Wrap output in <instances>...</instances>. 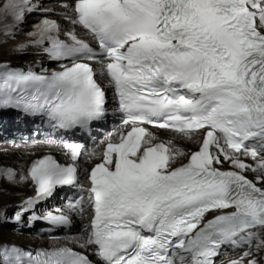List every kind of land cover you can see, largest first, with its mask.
<instances>
[{
	"label": "snow or ice",
	"instance_id": "1",
	"mask_svg": "<svg viewBox=\"0 0 264 264\" xmlns=\"http://www.w3.org/2000/svg\"><path fill=\"white\" fill-rule=\"evenodd\" d=\"M58 7L0 0L5 40L43 17L13 50L57 64L0 61V111L50 129L23 141L47 148L26 172L0 168L34 189L0 205V227L41 221L50 243L25 249L0 232V264H264V0ZM109 114L119 123L98 144L73 138ZM64 187L75 195L63 207L41 208ZM74 216L87 221L78 231Z\"/></svg>",
	"mask_w": 264,
	"mask_h": 264
},
{
	"label": "bare ground",
	"instance_id": "2",
	"mask_svg": "<svg viewBox=\"0 0 264 264\" xmlns=\"http://www.w3.org/2000/svg\"><path fill=\"white\" fill-rule=\"evenodd\" d=\"M37 2H42L45 7H54L56 11H62L61 8L58 7L60 0H37ZM34 15V14H32ZM42 16H29L27 20L29 22L34 23L35 25L39 23L42 19ZM49 19H57L65 30H68L71 26L70 24L63 20L62 17L50 15ZM29 25V24H28ZM28 25L26 28H28ZM32 30H33V26ZM27 31L21 40H17L15 38L5 40L2 34H0V61H10L13 63L23 64L26 62H33L36 58H41L33 55L35 49L29 48L26 54L20 55L13 50V45L17 42H23L27 38V34L32 31ZM77 31H80L77 29ZM42 59V58H41ZM158 135L162 138H168L171 134L164 133L159 131ZM191 147V145H189ZM47 151L46 145H39L36 147H25L21 143L16 142H8L1 143L0 142V168H13L17 171L21 169L25 172L27 171L28 166L34 159L39 158L44 155ZM58 152H53L56 155ZM252 175V173H251ZM252 178V176H251ZM4 192L12 193L11 195H4ZM18 193V194H17ZM34 190L27 183H17L10 184L4 177L0 176V205L8 203L11 205H17L20 203L22 198L33 195ZM9 214L14 211V208H10ZM79 228L76 229L78 231ZM1 232V230H0ZM4 234V233H3ZM50 243V240L45 239L44 237H22L21 235L16 237V245L22 246L23 244H27L31 247H46Z\"/></svg>",
	"mask_w": 264,
	"mask_h": 264
},
{
	"label": "rangeland",
	"instance_id": "3",
	"mask_svg": "<svg viewBox=\"0 0 264 264\" xmlns=\"http://www.w3.org/2000/svg\"><path fill=\"white\" fill-rule=\"evenodd\" d=\"M32 16V15H30ZM29 22V20H28ZM31 23V22H29ZM35 25V24H34ZM34 25H28V28H25L22 32H20L17 36H15L14 38L17 39V40H21L24 36V34L29 31V30H32V27L31 26H34ZM0 230L3 234V239L6 240V241H9V242H12V243H15L16 242V237L20 236L19 235H16V234H13L12 231L8 230V227L7 226H2L0 227ZM22 237H27V236H24V235H21ZM25 245V244H23Z\"/></svg>",
	"mask_w": 264,
	"mask_h": 264
}]
</instances>
